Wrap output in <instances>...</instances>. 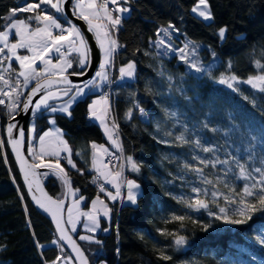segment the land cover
<instances>
[{"label":"trees","instance_id":"trees-1","mask_svg":"<svg viewBox=\"0 0 264 264\" xmlns=\"http://www.w3.org/2000/svg\"><path fill=\"white\" fill-rule=\"evenodd\" d=\"M33 2L36 0H0V30H3L4 17L10 9ZM209 2L215 17L211 22L191 11L197 0H130L125 6L130 7L131 12L124 16L115 32V38L122 47L114 53L115 68L110 76L117 82L107 90V94L111 105L110 117L119 126L116 133L123 147V156L125 159L131 156L139 165L138 172L123 167V172L129 175L126 179L133 178L141 185L144 195L138 198L137 204H121L119 200L110 202L104 192L91 185L96 175L91 169V146L93 143L104 146L109 142L100 126L90 119L89 105L94 97L106 91V84L101 91H89L76 100L69 109L71 116L61 112L49 113L45 109L31 116L30 122L35 124L37 135L49 127L50 119H55L56 125L65 133L76 168L70 166L66 158L59 161L68 174L71 188L74 191L79 189L76 198H85L83 206L88 207L90 200L97 196L111 206L112 217L100 219L101 228L96 234L82 230L75 234L90 264H264V245L255 239L264 236V211L253 213L252 219L243 225H226L209 215V212L219 214V207H227L231 214L236 205L226 204L223 196L215 198L213 203L212 191L231 193L223 183L213 187L204 184L203 178L215 183V178L223 175L221 169L232 167L233 172L237 171L234 163L205 167L203 176L190 172L183 168V164L198 165V161L193 160L194 156L215 157L194 145H181L175 140L181 132L190 139L199 137L206 146H216L215 156L220 159H228L231 153L243 160L251 149L254 153L250 162L252 166H261L260 161L264 158V92L247 84H241L237 92L215 82L222 74L234 73L245 80L261 71L255 61L264 63V0ZM29 15L32 14L19 13L18 18L24 19ZM59 18L66 23L61 14ZM169 23L179 29L175 38L177 42L189 39L200 45L201 63L214 64L211 68L213 78L189 69L176 55H157L158 50L151 41L159 29ZM222 26L228 27L227 39L223 42L216 35ZM209 46L215 50L216 57L211 55ZM145 52L149 54L145 55ZM128 61L136 63V78L119 82L117 68ZM229 61L231 68H228ZM73 71L78 73L84 69L70 70ZM168 76L172 77L171 81ZM137 104L144 109V115L135 107ZM129 109H132L131 119L126 118ZM165 109L176 113V116L169 118ZM10 118L5 105H0V139L4 141L0 147V245L7 246L6 250H0V264H44V261L51 264L60 254L59 247L51 243L57 239L55 229L31 206L9 153L5 126ZM204 122L217 131L204 128ZM185 126L187 131H184ZM167 132H172V135H166ZM56 159L46 156L44 161L55 163ZM231 177L230 173L226 181L238 192L247 183ZM117 179L119 183V177ZM43 182L51 196L62 198L64 186L58 176L50 174L45 179L43 176ZM192 187L209 190L207 196L200 194V198L208 202V209H188L173 198H196ZM124 193L125 187L121 190V199ZM173 213L185 215L186 219L175 221ZM208 223L212 227L202 230ZM104 228L109 230L105 232ZM158 229L184 235L188 242L177 248L172 237L161 235ZM81 233L95 236L102 243L80 240ZM36 240L45 248L38 249ZM161 251L172 259H161ZM64 255L70 256L66 250Z\"/></svg>","mask_w":264,"mask_h":264},{"label":"snow or ice","instance_id":"snow-or-ice-1","mask_svg":"<svg viewBox=\"0 0 264 264\" xmlns=\"http://www.w3.org/2000/svg\"><path fill=\"white\" fill-rule=\"evenodd\" d=\"M110 3L115 5V7L110 9L108 7ZM129 3L130 0H100L99 3L98 0H75L71 5L72 15L87 23L88 31L95 33V37L103 53V60L99 64V70L95 72V78L86 81L83 87L73 85L72 81L65 75L68 69L73 67V60L68 57L74 52L77 54L76 62L80 69L91 66V50L87 40L80 28L72 23L71 20L67 19L65 5L69 4V0H36V2L33 3H26L22 7L10 9L9 14L4 17L6 22L2 26L3 30H0V83L3 85L0 87V105L6 106L11 119H15V116L11 114L15 113L17 109L27 112L30 107L33 109V116L41 109H45L51 113L62 112L71 116L72 113L69 109L76 101L77 97L85 95V88H101L104 84L114 83L115 81L111 80L109 76V71L114 64V53L116 49L122 47V45L118 44L113 33L119 30V26L124 18L123 14L131 12L130 7L123 6ZM42 5H47L50 9H54L55 13L61 14L68 24V27H64L55 14L43 10ZM191 11L207 22L214 21L215 19L209 0H197V3ZM19 13H31L32 15L20 19L18 18ZM114 13H116V15H114ZM55 30L59 31L56 32ZM174 32H179V29L172 23H169L167 27L159 29L156 34L158 39L151 42L158 50L157 55L168 56L170 53H178V59L183 61L189 69L195 70V72L198 73H204L208 75L209 78H213L211 67H205L199 60L198 53L200 45L196 41L186 39L183 47H174V43L171 40ZM227 33V26L219 27L216 31V35L221 42L227 39ZM12 37L16 38L14 42H12ZM18 49H25L29 55L19 54ZM262 50H264V46H262ZM209 51L213 57H216L215 50L211 49L210 46ZM148 54L149 53L145 52V55ZM54 55L57 57L55 63H53ZM13 61L18 62V69L13 67ZM38 62L43 65L42 68L37 67ZM255 65L257 68L261 69V71L256 75L249 76L245 80H241L234 73H228L222 74L215 82L226 85L228 88L237 92L240 91L238 85L241 83L250 85L253 89H257L260 92H264V63H261L260 60H256ZM231 67L232 65L229 61L228 68ZM118 71L120 80L134 78L136 74V63L134 61H128L123 66L119 67ZM71 74L79 76L86 75L84 71L78 73L73 71ZM161 75H163V72H161ZM167 79L171 81L172 77L168 76ZM33 81H35V85L30 89L25 99L21 101V97L24 96L22 89H27L28 85ZM97 81L100 83H97ZM60 84L69 85L70 87H56ZM73 89H75V94L61 106L57 107L49 103L50 101L59 99L61 96H68L69 92H72ZM40 93H43V95H40L39 99L33 103V98ZM245 99H248V97H245ZM253 103L255 102L253 101ZM135 107L142 115L145 114L144 109L139 107V104ZM110 110L111 105L109 96L106 93L89 105L90 115L100 121L104 127L105 133L108 135V139L111 140L112 144L122 153L123 147L118 142V137L114 138V134L119 126L115 123L114 118L111 122V128L108 124ZM164 111L165 115L169 118L176 116V113H169L167 109ZM126 118H132V109H129L126 113ZM49 122L52 125L56 124L55 119H51ZM203 127L212 132L217 131L214 127L210 128L207 122H204ZM14 129L17 131V138H13ZM184 131H187V126L184 127ZM7 134L9 143L24 173V179L28 184L30 193L33 191V181L37 176L35 169L44 167L53 170V173L63 181L65 186H67V194L74 198L72 207L67 209V220H64V199L53 200L43 192V189L39 187L37 182V190L40 191L43 199L38 198L36 195H33L32 198L40 208L51 213L59 234L58 239L51 241V243L59 247L60 254L51 261V264H65L66 261H71L73 259L79 261V264H88L87 256H85L80 246L68 234L69 229L65 225H71L70 230L75 232L77 220L79 216H83L87 219L84 228L90 233H95L97 229L100 228L97 204L99 203L102 206L103 215L105 217H109L112 210L107 207L99 196H97L96 199L92 201V208L90 211H79L80 202L85 198L83 196L76 198V193L79 192V189L75 191L72 190L68 174L60 164V153L66 152L68 155L65 158L68 164L76 168L75 163H73L71 159V149L68 147L67 141L63 139V133L59 128L55 130L49 128L47 131L43 132L42 135L36 134V127L34 124L29 129V137L31 139H38L39 143V151H37L35 147H30L28 149L33 161L32 163H29L28 159L21 152V146L25 141V130L23 128L17 129L16 124L9 123L7 126ZM166 135L171 136L172 132H167ZM252 139L255 140L256 138L252 137ZM175 140L181 145H194L195 148L200 149L204 153H212L215 157L213 159H207L194 156L193 160H197L198 165L190 163L183 164V168L190 172L200 173L203 176L205 167L211 166V168H216L217 165H229L230 162L235 165V169L237 170L235 172H233L232 167L221 169L220 171L223 175L217 176L215 178V183L213 180L207 179L206 177L203 178L204 184L213 185V187H215L216 184L223 183L224 187L231 193V195H226L219 190L212 191L211 196L214 198L213 203H215V198L223 196L226 204L236 205V207L232 209L231 214L227 207H220L219 214L209 212V215L213 216L216 220L222 221V223L226 225H243L252 219L253 213L264 211V158L260 161L261 166H252L250 162L253 160L254 153L251 149H249L248 157L243 160L231 153H229L228 159H220L218 156H215V152L217 151L216 146L212 144L206 146L199 137L190 139L185 136L184 132H181L175 137ZM161 142L167 143L168 141ZM3 144L4 141L0 139V147H2ZM91 147L93 149L92 167L96 169L98 173V177L93 178V183H96L99 177H103L109 183L113 184V187L116 189L115 195L111 192L107 193L108 197L113 201L121 197V187H126V200L133 205L137 204L138 198L144 195L141 190V185L135 180L127 179L123 181V184L116 183V178L122 176L123 165H121L120 170L116 171L114 174L108 171H101L97 168V153L102 151L104 154H107L108 149L104 148L102 145L98 146L95 143H93ZM45 156H52L57 159L55 163L51 161L46 163L44 161ZM126 160L133 171L138 172L140 170L139 165L131 156H128ZM104 168L107 169V165H104ZM230 173L232 174L231 178L234 180L247 181V183L243 184L239 192L236 190L235 186L230 185L226 181ZM29 175L33 178L32 180H29ZM44 175L47 176L48 173H44ZM109 176H112L111 180L108 179ZM100 191H105L103 184L100 185ZM191 191L197 194L196 198L185 199L184 196L173 198L188 209L195 211L208 209V202H206L205 199H201L200 194L203 193L204 196H207L209 190L207 188L201 189L199 187H192ZM166 194L169 196L172 195L171 193ZM22 198L23 197H21V199ZM73 208L77 209L76 219L73 218ZM187 218L190 219V217ZM172 219L182 222L186 219V216L173 213ZM210 227H212L211 223L205 224L202 230L207 231ZM102 230L107 232L109 229L104 228ZM158 231L161 235L172 237V243L177 248L186 245L188 242L187 237L184 235L163 229H158ZM33 236L35 238V233H33ZM79 239L92 241L97 244L102 243L97 240L95 236L91 235H81ZM255 239L259 244L264 245V236H257ZM61 241H66L68 243L72 251L76 253L75 258L64 255L65 249ZM35 243L38 249L45 248V245L40 244L38 240H36ZM6 247V245H0V250H6ZM117 251L119 250L117 249ZM160 257L166 261L172 259L171 256L166 255L163 251L160 252ZM44 264H49V262L44 261Z\"/></svg>","mask_w":264,"mask_h":264},{"label":"water","instance_id":"water-1","mask_svg":"<svg viewBox=\"0 0 264 264\" xmlns=\"http://www.w3.org/2000/svg\"><path fill=\"white\" fill-rule=\"evenodd\" d=\"M72 2L73 0H69V4L65 5V12H66V15H67V19L68 20H71L72 23L76 24L81 32L83 33L85 39L87 40V43H88V46L91 50L90 52V58H91V66L90 67H86V69H84V72L86 73V75L84 76H79V75H72L71 73H65V75L68 76V79L72 81V84L73 85H79V86H84L85 82L88 81V80H91L95 74V72L97 71L98 66H99V63H100V51H99V46H97L96 44V41H95V36H93V34L88 31V26H86V24L84 23L83 20H80L78 19L77 17L73 16L72 15V10H71V5H72ZM64 20V18H62ZM35 85V83H32V86L29 88V90L27 92L30 91V89ZM70 87L69 85H64V84H60V85H57L56 87ZM43 93H40L38 94L36 97L33 98V103H35V101L40 97V95H42ZM28 95V93L24 96L23 99H25V97ZM23 101V100H22ZM17 115H13L15 116V119H9L6 123V125L8 126L9 123H14L16 124L17 126V129L18 128H23L25 130V141L23 143V145L21 146V152L22 154L28 159V162L29 163H32L33 161L31 160L30 156L28 155V152H27V136L28 135V126L31 125L30 124V119H31V116H32V108L30 107L29 110L27 112H24L22 111L21 109H19V111L16 113ZM7 126H5V139H6V143H7V148L9 150V153L11 155V157H13V161L15 163V166L17 167V172L19 174V177H21V182L25 188V191L27 192V196L29 198V202L31 204V206L36 209L37 212H39L42 216H44L46 219H48V221H50L54 232H55V235H56V238L58 239V232H57V229H56V224H55V221L53 220L52 218V215L50 212H47L45 211L44 209L40 208L39 205L36 204V202L33 200V195H36L38 198H41L43 199V197H41V193L40 191L37 190V182L39 184V187L43 189V192L47 194V196H50L53 200H57V199H64V211H63V219L66 220V210L68 209V200H69V197L68 196V189H67V186H65L63 184V181L61 180L62 184H63V189H64V192H63V196L62 198H56V197H53L49 194V191L46 190L47 187H45L44 185V182H43V176H42V173L43 172H47L48 171H51L53 172L52 169H49V168H44V167H41V168H37L35 169L36 173H37V176L35 178V180L33 181V191L30 193L29 190H28V184L27 182L25 181L24 179V173L23 171L21 170L20 168V164H19V161L17 160L16 158V154L15 152L13 151L12 149V146L11 144L9 143V139H8V134H7ZM13 138H17V131L16 129L13 130ZM33 178L31 177V175H29V180H32ZM67 228L68 226L65 225ZM69 229V235L72 237L73 240L76 241V243L79 245L78 243V239L75 237L74 234H72V232H70V228ZM61 244L64 245V249L66 250V252L73 258H75L76 256V253H74L71 249V247L68 245V243L66 241H61ZM80 246V245H79ZM81 248V246H80ZM83 250V248H81ZM84 252V251H83ZM85 254V253H84ZM86 256V254H85ZM74 261V264H79V261L73 259ZM88 264H90V261L88 259Z\"/></svg>","mask_w":264,"mask_h":264},{"label":"rangeland","instance_id":"rangeland-1","mask_svg":"<svg viewBox=\"0 0 264 264\" xmlns=\"http://www.w3.org/2000/svg\"><path fill=\"white\" fill-rule=\"evenodd\" d=\"M75 2V0H73V2H72V4ZM100 2V0H98V3ZM124 7H127V6H125V5H123ZM111 8H114L115 7V5H112L111 4V6H110ZM42 9L43 10H47V11H49V12H51V13H53V14H55V15H57V18L58 19H60L59 18V13H55V10L54 9H50L47 5H42ZM129 13H124L123 14V17L124 16H126V15H128ZM196 15V14H195ZM197 16V15H196ZM200 18V17H199ZM202 19V18H201ZM60 22L64 25V27H68V24L67 23H64V22H62L61 20H60ZM84 23L86 24V26H88L87 25V23L84 21ZM91 32V31H90ZM92 34H93V36H95V33L94 32H91ZM179 32H174L173 34H172V37H171V40H172V42L174 43V47H177V48H179V47H183V44L185 43V41L186 40H184V41H181L182 43H179V41L177 42L176 41V37H178L177 36V34H178ZM95 38V41H96V44H97V46H99V43H98V41H97V39H96V37H94ZM12 39V42H14L15 40V37H12L11 38ZM158 39V37L156 36V38L155 39H153L151 42H154V41H156ZM180 40H181V38H180ZM187 40H189V39H187ZM99 51H100V63L102 62V60H103V53H102V51H101V49H100V47H99ZM118 50L116 49V52H117ZM18 52H19V54H21V55H29V53L25 50V49H18ZM199 54V53H198ZM74 55V58H71L72 56ZM170 56H173V55H176L177 57H178V53L177 54H172V53H170L169 54ZM69 59H72L73 60V67L72 68H70V69H68V73H73V72H70L69 70H73V69H80L79 68V66H78V64H77V62H76V58H77V54L74 52V53H72V55L71 56H69L68 57ZM56 59H57V57L54 55L53 56V63H55L56 62ZM199 60H200V58H199ZM183 62V61H182ZM201 62V61H200ZM13 63L15 64H13V67L14 68H17L18 69V62H16V61H13ZM99 63V64H100ZM127 63V62H126ZM205 67H211V68H213L214 67V64H213V62H211V63H209V62H207V63H202ZM6 66V65H5ZM121 66H123V65H120L119 67H121ZM37 67L38 68H42L43 67V65L42 64H40L39 62H38V64H37ZM98 68H99V66H98ZM113 68H115V67H111V69H110V71L112 72V70H113ZM99 69H97V71H98ZM192 70V69H191ZM109 71V72H110ZM195 71V70H194ZM111 72H110V76H111ZM118 77H119V75H118ZM95 78V74H94V76H93V78L92 79H94ZM134 78H136V76L134 77ZM134 78H125L124 80H128V81H132V80H134ZM32 83H35V81H33ZM32 83H30L29 85H28V87L32 84ZM97 83H100L99 81H97ZM241 84H243V83H241ZM241 84H239L238 85V87H240L241 86ZM109 85V87H111V85L110 84H108ZM223 85V84H222ZM3 85H2V83H0V87H2ZM225 87H227L226 85H224ZM65 87V86H64ZM64 87H61V88H64ZM80 87H83V86H80ZM228 88V87H227ZM27 89H22V91L25 93V91H26ZM55 90V89H54ZM96 90L97 91H101L102 90V87L101 88H91V89H89V88H85L84 89V91H85V93H88L89 91L90 92H96ZM75 94V89H73V91L72 92H69V94H68V96H61L59 99H57V100H55V101H57V102H55V101H50L49 103L50 104H53L54 102V104L53 105H55V106H57V107H59V106H61L65 101H67L72 95H74ZM43 95V94H42ZM102 95H104V94H99V96H97V97H100V96H102ZM81 97H83V96H79V97H77V99L76 100H78L79 98H81ZM39 99V98H38ZM37 99V100H38ZM6 103H7V101H6ZM6 107V106H5ZM6 110H7V108H6ZM19 111V109H17V111L15 112V113H12L11 115H17L16 113ZM7 112H8V110H7ZM47 112H49V111H47ZM32 113H33V109H32ZM49 113H51V112H49ZM62 113V112H61ZM90 113V112H89ZM32 117H33V115H32ZM109 118L110 117H108V124H110L109 123ZM110 122H112V121H110ZM33 121L32 122H30V124L31 125H29L28 126V131H29V129L33 126ZM117 132V131H116ZM28 135H29V132H28ZM117 136V133H115L114 134V138ZM118 142H120V141H118ZM28 145V144H27ZM29 147H34V146H31V145H28L27 146V152H28V149H29ZM115 147L116 146H114V149H115ZM117 148V147H116ZM109 150V149H108ZM110 151V150H109ZM109 151H108V153H109ZM111 151H113V150H111ZM226 152H227V150H226ZM107 153V154H108ZM228 153V152H227ZM107 154H104L103 156H104V160H105V163H106V165H107V167L111 170V173H115L116 171H119L120 170V166H121V164L119 165H116V166H113L114 165V161H115V159L114 158H110V156H108V158H109V163H107L108 162V160H107ZM28 155L30 156V158H31V155L29 154V152H28ZM45 158V157H44ZM51 158H56V157H51ZM60 158H65V157H63V156H60L59 157V159ZM125 158V157H124ZM31 160H32V158H31ZM125 161H126V159H125ZM124 161V162H125ZM111 162H113L112 164H111ZM126 163V165L128 164V162H125ZM125 163H124V165H125ZM129 168H131L130 167V165H129ZM44 173H48V175L47 176H45L44 175ZM50 174H54V173H49L48 172V170H47V172H43L42 173V176H44V179L45 178H47V177H49L50 176ZM98 175V173L96 174V175H94V177L93 178H95L96 176ZM130 180H134L133 178H131ZM92 181H93V179H92ZM98 181H99V183L100 184H103V177H99V179H98ZM138 183V182H137ZM99 184V185H100ZM139 184V183H138ZM104 185V184H103ZM99 189H100V187H98ZM73 190V189H72ZM74 191V190H73ZM63 192H64V189H63ZM68 196H70L69 197V202H68V208L69 207H72V203H73V197L71 196V195H69L68 194ZM96 199V198H95ZM95 199H93V200H95ZM100 199L101 200H103L104 201V199L102 198V197H100ZM92 200V201H93ZM92 201L90 200V202H89V207H85V206H83L84 205V200L83 201H81L80 202V205H79V211H81V212H86V211H90L91 210V208H92ZM126 201V200H125ZM128 202V201H127ZM104 203L107 205V203L104 201ZM128 204H131V203H129L128 202ZM101 207V205L98 203L97 204V208H100ZM108 207V206H107ZM220 208V207H219ZM67 216H68V213H67V210H66V218H67ZM75 216L77 217V209H75V208H73V218H75ZM67 220V219H66ZM79 220H80V222H82L83 223V225L85 224V223H87V219L85 218V217H83V216H79ZM99 220H100V218H99ZM88 232V231H87ZM90 233V232H89ZM97 232H95V233H93V235L94 234H96ZM92 234V233H91ZM81 235H86V234H80V236ZM74 260H71V261H66L65 262V264H74V262H73Z\"/></svg>","mask_w":264,"mask_h":264},{"label":"crops","instance_id":"crops-1","mask_svg":"<svg viewBox=\"0 0 264 264\" xmlns=\"http://www.w3.org/2000/svg\"><path fill=\"white\" fill-rule=\"evenodd\" d=\"M56 32H58L59 30H55ZM16 39V38H15ZM14 39V40H15ZM70 71V70H69ZM111 72V71H110ZM110 72H109V76H110ZM66 73H68V71L66 72ZM111 78V77H110ZM121 81H127V80H120L119 79V82H121ZM99 97H94L92 100L94 101V100H96V99H98ZM93 101H91V103L93 102ZM110 102V101H109ZM90 103V104H91ZM111 111V110H110ZM89 116H90V119L92 120V121H95V123L96 124H98V126H100V128H101V130L103 131V134H104V137L106 138V140L109 142L107 145H102L104 148H107V149H109L110 151L111 150H113L114 149V146L115 145H113L112 144V141L111 140H109L108 139V135L105 133V131H104V127H103V125L100 123V121L99 120H97V119H95V118H93L91 115H90V113H89ZM109 117H110V114H109ZM51 120V119H50ZM49 120V121H50ZM110 121H112V118L110 117L109 118V127L111 128L112 127V123L110 122ZM50 123V122H49ZM33 124V123H32ZM35 125V124H34ZM49 128H52L53 130H55L56 128H59L56 124L55 125H52V124H49V127L46 129V130H44L43 132H45V131H47ZM60 129V128H59ZM61 130V132L63 133V139L66 141V139H65V137H64V135H65V133L63 132V130L62 129H60ZM43 132L41 133V135L43 134ZM67 144H69V143H67ZM29 145H31V146H34L35 148H36V150L37 151H39V143H38V139H31L30 137H29ZM96 145H98V146H100V144H96ZM68 147H69V145H68ZM30 148V147H29ZM70 148V147H69ZM116 148V147H115ZM108 150V151H109ZM68 155V153H66V152H61L60 153V156H63V157H66ZM104 153L101 151V152H98L97 153V168H99L101 171H108V172H111V170L107 167V169H105L104 168V165H106V163H105V160H104ZM46 157V156H45ZM47 157H52V156H47ZM92 159H93V154H92ZM71 166V165H70ZM91 169H92V171H94V173L95 174H97V171H96V169H94L93 167H92V165H91ZM114 174V173H113ZM109 180H111L112 179V176H109V178H108ZM116 183H118V179L116 178ZM103 184H104V188H105V191H103L104 193H105V195H107V193L108 192H111L113 195H115V192H116V189H115V187H113V184H111V183H109L107 180H105L104 178H103ZM126 192H127V189H126V187H125V195H123V197H122V199L121 198H117V200H115V201H117L118 202V200L119 201H121V204L123 203V204H128V202H127V200H126ZM107 198H108V200L110 201V202H115V201H113V200H111L109 197H108V195L106 196ZM95 199V198H94ZM121 199V200H120ZM126 200V201H125ZM92 201V200H91ZM107 203V202H106ZM130 203V202H129ZM90 205L88 204V207H89ZM107 206H108V208H110L111 206L110 205H108V203H107ZM97 210H98V214H99V218L100 219H105V220H108L110 217H112V215H111V213L109 214V217H105L104 215H103V209H102V206L100 207V208H97ZM74 219H76V216H75V218ZM68 226V228H70L71 229V225H67ZM101 228V227H100ZM100 228L99 229H97V231L96 232H98L99 230H100ZM79 230H82V232H86V233H89V232H87V230L84 228V225H83V223L82 222H80V220H79V218H78V220H77V223H76V231L75 232H72L71 230H70V232H72V234H78V231Z\"/></svg>","mask_w":264,"mask_h":264},{"label":"bare ground","instance_id":"bare-ground-1","mask_svg":"<svg viewBox=\"0 0 264 264\" xmlns=\"http://www.w3.org/2000/svg\"><path fill=\"white\" fill-rule=\"evenodd\" d=\"M117 69H119V68H117ZM109 152H111V154L114 156V159H115V161L114 162H116V163H114V165L113 166H116V165H123V167H125V168H129V165L127 164L126 165V163L124 162L125 161V158H124V156H123V152L121 153V151L118 149V148H115V149H113V151H109ZM109 154V153H108ZM107 160H108V162L107 163H109V158H108V155H107ZM124 163H125V165H124ZM49 173H53V172H51V171H48ZM98 176V175H97ZM129 176V175H128ZM124 172H122V178L125 180L127 177H128ZM43 179V178H42ZM100 183H99V181L97 180V182L96 183H93V181H92V184L91 185H95L96 187H100V185H99Z\"/></svg>","mask_w":264,"mask_h":264},{"label":"built area","instance_id":"built-area-1","mask_svg":"<svg viewBox=\"0 0 264 264\" xmlns=\"http://www.w3.org/2000/svg\"><path fill=\"white\" fill-rule=\"evenodd\" d=\"M110 6H111V3L108 5V7L111 9ZM114 15H116V13H114ZM115 32H116V31H114V33H113L114 38H115V36H116ZM115 39H116V38H115ZM114 79H115V80H114ZM114 79H111V80L115 81L114 83H111V84H110L111 87H109V85L106 84L105 88H107V89H106V91L102 92V94H105V93L107 94V92H108L107 90H111V89H112L113 85H115L116 82H117L116 78H114ZM107 95H108V94H107ZM116 137H117V136H116ZM116 137H115V138H116ZM107 155L110 156V158H114V156L111 154V152H109V154H107ZM112 163H113V162H111V164H112ZM115 163H116V162H115ZM122 172H123V170H122ZM96 177H98V176H96ZM96 177H95V178H96ZM97 180H98V179H97ZM123 181H124V179L122 178V176H120V177H119V183H120V184H123ZM122 188H123V187H121V190H122Z\"/></svg>","mask_w":264,"mask_h":264}]
</instances>
